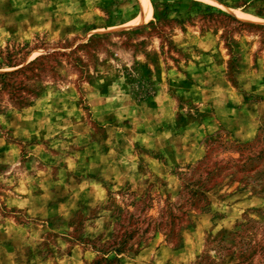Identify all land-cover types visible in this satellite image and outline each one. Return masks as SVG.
<instances>
[{
	"label": "rangeland",
	"instance_id": "1",
	"mask_svg": "<svg viewBox=\"0 0 264 264\" xmlns=\"http://www.w3.org/2000/svg\"><path fill=\"white\" fill-rule=\"evenodd\" d=\"M149 2L0 0V264H264V0Z\"/></svg>",
	"mask_w": 264,
	"mask_h": 264
},
{
	"label": "bare ground",
	"instance_id": "2",
	"mask_svg": "<svg viewBox=\"0 0 264 264\" xmlns=\"http://www.w3.org/2000/svg\"><path fill=\"white\" fill-rule=\"evenodd\" d=\"M145 11H146L147 15H149V14L151 15L153 12L152 6H151L149 0H145Z\"/></svg>",
	"mask_w": 264,
	"mask_h": 264
},
{
	"label": "trees",
	"instance_id": "3",
	"mask_svg": "<svg viewBox=\"0 0 264 264\" xmlns=\"http://www.w3.org/2000/svg\"><path fill=\"white\" fill-rule=\"evenodd\" d=\"M1 68V67H0ZM7 75V73L6 74H1L0 75V78H3V77H5ZM123 245V244H122ZM117 252H120L121 250H116ZM117 261H119L118 260V258H116L115 260H109L108 261V264H113L114 262H117Z\"/></svg>",
	"mask_w": 264,
	"mask_h": 264
}]
</instances>
